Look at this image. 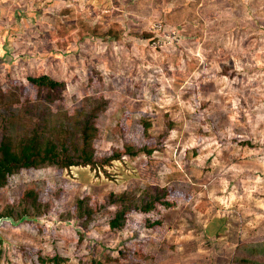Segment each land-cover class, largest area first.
I'll return each mask as SVG.
<instances>
[{
	"label": "rangeland",
	"instance_id": "1",
	"mask_svg": "<svg viewBox=\"0 0 264 264\" xmlns=\"http://www.w3.org/2000/svg\"><path fill=\"white\" fill-rule=\"evenodd\" d=\"M41 74L64 82L60 98L30 83ZM0 107L15 135L47 111L79 118L76 136L91 121L99 156L135 151L12 174L0 264H264V184L212 201L237 192L234 156L264 165V0H0ZM158 185L176 204L151 236L110 228L121 199ZM216 214L229 226L207 224Z\"/></svg>",
	"mask_w": 264,
	"mask_h": 264
},
{
	"label": "trees",
	"instance_id": "2",
	"mask_svg": "<svg viewBox=\"0 0 264 264\" xmlns=\"http://www.w3.org/2000/svg\"><path fill=\"white\" fill-rule=\"evenodd\" d=\"M119 35L120 33L115 34L116 37ZM29 81L39 90L45 89L46 100L53 101L56 97L62 96L64 82L50 75H34L29 78ZM28 111L30 109L26 112ZM43 112L35 122H28L30 120L24 116V121H20L24 122L23 130L17 135L12 132L13 128L9 126V112L6 114L0 112V188L7 184L12 174L23 169L40 168L48 164L57 165L61 169L73 165L96 167L103 166L124 155L135 154V151L129 147V149L114 148L111 154L99 156L94 149L93 137L95 133L91 121L87 120L85 124L81 125L80 133L76 136L77 131L71 126V120L74 118L64 119V115L53 116L49 115L47 111ZM79 120V118H75L73 126L79 128ZM149 125L150 123H145L147 133ZM126 130L123 124L119 125L120 133H124ZM157 148H159L158 143L150 139L144 150L148 155H151ZM176 194L177 191H174L172 187L158 185L155 189L148 187L140 200L133 201L131 204L125 203L123 198L121 199L122 205L108 219L109 226L116 231L125 226H133V228H137V233L142 231L143 238L149 237L152 231L162 225L160 216L163 219L165 211L175 206L176 202L172 196ZM111 199L117 202V194L113 193ZM132 211L136 212L139 217H145V224H137L138 221L134 220ZM53 262L58 264L59 258L54 257Z\"/></svg>",
	"mask_w": 264,
	"mask_h": 264
},
{
	"label": "crops",
	"instance_id": "3",
	"mask_svg": "<svg viewBox=\"0 0 264 264\" xmlns=\"http://www.w3.org/2000/svg\"><path fill=\"white\" fill-rule=\"evenodd\" d=\"M242 153L239 154V156H234L231 160H234V162H230L229 166L230 169L228 172H230L233 176V180L229 181V183L235 181L237 183V192L236 191H229L228 196L227 194L224 193H213L212 195V201L214 204H217V206H222L224 205L223 203H225V198L227 200L230 199L232 203V205L230 206H234V202H238L240 196H244L243 194L246 193V191L250 188L252 190H254L255 188H258L259 186H261L262 184H264V182L260 179V177L264 176V165L263 164H256L254 163L251 159H248V156L245 155H241ZM258 163V162H257ZM235 165V166H234ZM235 168V169H233ZM234 190L235 187L234 186ZM262 191H264V187L262 188ZM252 193H254L255 191H251ZM229 208V206L227 207ZM228 210V209H227ZM218 211V210H217ZM218 215H214L213 218H211L210 220H208L207 224L213 223V226H218L217 229H220L222 226H229V223L227 222H221L220 219L216 220L215 218ZM215 222V223H214ZM230 228V227H229Z\"/></svg>",
	"mask_w": 264,
	"mask_h": 264
},
{
	"label": "water",
	"instance_id": "4",
	"mask_svg": "<svg viewBox=\"0 0 264 264\" xmlns=\"http://www.w3.org/2000/svg\"><path fill=\"white\" fill-rule=\"evenodd\" d=\"M9 218V217H8ZM10 219V218H9ZM2 223V220H0V224Z\"/></svg>",
	"mask_w": 264,
	"mask_h": 264
}]
</instances>
